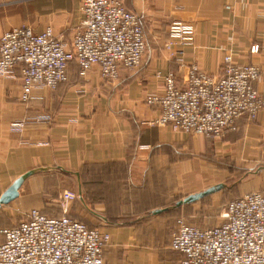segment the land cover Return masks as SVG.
<instances>
[{"label":"crops","instance_id":"crops-1","mask_svg":"<svg viewBox=\"0 0 264 264\" xmlns=\"http://www.w3.org/2000/svg\"><path fill=\"white\" fill-rule=\"evenodd\" d=\"M120 1L143 17L147 52L136 71H121L109 82L97 70L79 77L74 63L66 84L28 103L20 100V71L12 80L0 77V197L35 171L18 199L0 208V229L19 226L10 220H26L33 210L67 215L110 236L107 264H181L171 242L191 204L177 203L204 191L206 140L149 124L159 110L146 97L162 91L170 73L186 88L192 65L222 76L227 54L260 68L254 87L264 92V0ZM82 19L80 0H0V38L16 28L36 35L51 28L68 43ZM177 21L195 26L194 45L169 50V27ZM254 46L257 54L250 52ZM42 115L49 120L37 121ZM17 120L26 121L23 132L10 130ZM216 146L219 154L264 162V112L254 122L238 120ZM68 191L78 199L64 214L60 200Z\"/></svg>","mask_w":264,"mask_h":264},{"label":"built area","instance_id":"built-area-1","mask_svg":"<svg viewBox=\"0 0 264 264\" xmlns=\"http://www.w3.org/2000/svg\"><path fill=\"white\" fill-rule=\"evenodd\" d=\"M83 19L69 43L57 38L51 28L36 35L29 28H16L0 38V77L15 79L21 70V101L37 99L39 92L55 91L69 81V67L76 64L79 77L94 68L104 81L115 82L121 71L138 68L146 56L143 17L127 10L120 0H80ZM195 26L173 22L166 48L194 45ZM252 54L259 52L254 46ZM183 63V60L180 59ZM222 76L192 65L188 85L177 87L174 74L164 78L160 93L146 97V104L159 110L149 124L170 127L175 133L220 138L234 131L238 120L255 121L264 112V92L254 83L261 70L256 65L237 64L227 54ZM42 115L37 121H47ZM25 120L10 128L21 132ZM78 199L63 193L64 214ZM223 223L203 230L178 220L171 247L182 255L181 264H264V193L252 192L229 202ZM110 236L67 215L49 218L38 210L15 228L0 229V264H107L104 249Z\"/></svg>","mask_w":264,"mask_h":264},{"label":"rangeland","instance_id":"rangeland-1","mask_svg":"<svg viewBox=\"0 0 264 264\" xmlns=\"http://www.w3.org/2000/svg\"><path fill=\"white\" fill-rule=\"evenodd\" d=\"M136 69L131 71H136ZM94 70L99 71L98 69L95 68L92 71ZM17 71H20L21 73L20 69H18ZM222 75H223V71H222ZM165 77H163V86H164ZM157 93H160V91H158ZM232 133L233 131L231 130L227 132L225 135L221 136L220 138H211V137L203 138L206 140L205 141L206 149L204 154V158L206 162L204 191L212 187H215L217 185H225V188L217 193L206 196L203 199L188 206L187 208L188 211L184 215V219L185 222L192 227L198 229H204V228H211L221 225L223 223L222 215L229 202L244 197L246 193L264 191V162L258 161L256 163H252L250 161L241 159L238 155L236 156L234 154L229 155V154L217 153L216 150L218 149V147L216 146V143H219L227 139L232 135ZM7 206H10V204ZM15 218H17V220ZM15 218L10 220L15 223L14 226L25 221L23 219L24 216H18Z\"/></svg>","mask_w":264,"mask_h":264},{"label":"water","instance_id":"water-1","mask_svg":"<svg viewBox=\"0 0 264 264\" xmlns=\"http://www.w3.org/2000/svg\"><path fill=\"white\" fill-rule=\"evenodd\" d=\"M34 173H35V171L27 172L26 174L22 175L21 177H19L18 179H16L13 182V184L0 197V208L3 206L9 205L10 203H12L16 199H18V197L20 196V189H21L22 185ZM224 188H225V185H217V186L212 187V188H210V189H208L202 193L190 195V196L186 197L184 200L178 202L177 207H181L183 205L195 203V202L203 199L206 196H209V195H212L214 193L219 192L220 190H222Z\"/></svg>","mask_w":264,"mask_h":264}]
</instances>
